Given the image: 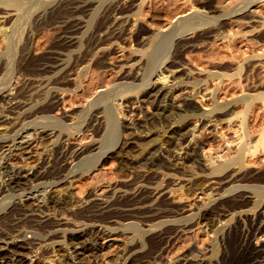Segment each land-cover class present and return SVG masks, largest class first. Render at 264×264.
I'll use <instances>...</instances> for the list:
<instances>
[{
  "label": "bare ground",
  "instance_id": "6f19581e",
  "mask_svg": "<svg viewBox=\"0 0 264 264\" xmlns=\"http://www.w3.org/2000/svg\"><path fill=\"white\" fill-rule=\"evenodd\" d=\"M27 1L0 0V45H3L0 47V128H5L0 131V212H3L0 227L13 240L23 238V229H30L50 242L64 238L72 225L97 223L112 228L129 221L126 228L132 236L130 249L96 264H153L164 259L163 254L173 238L191 233L195 226L193 216H183L184 206L179 207L172 198L180 185L175 182L181 173L187 172L184 180L196 179L195 189L208 197L203 205L211 204L208 209H196L195 213L203 222L207 221L208 228L202 229L206 230L209 241L205 247L200 244L204 249H199L200 245L191 246L180 255L177 253L178 256L172 251L176 257L162 263L264 264V243L259 242L260 238L264 239V216L255 213L264 210V186H261L264 173L253 175L246 171V162L255 156L261 138L255 140L248 129L249 110L255 100L264 99V93H248L253 85L245 91L247 94L222 102L220 90L208 87L209 80H216L222 86L235 78L238 81L245 63L262 64L264 55H252L234 69L222 59L203 62L205 65L200 68L193 65L194 61L185 60L188 53L211 48L217 42L226 47L221 51L225 55L237 50L235 42L240 37L249 35L254 40H263L264 17L251 11L258 0H245L246 3L231 8L223 0H190L189 12L176 14L166 22L159 20V12L154 14L155 20L151 17L145 22V0ZM234 25L243 31L234 33ZM49 28L57 34L45 45L37 34ZM129 35L134 38L135 47L129 52L128 60L116 67L121 71L115 77L118 79L113 78L100 87L97 96L71 113V123L66 122L65 116L54 115L59 92L70 91L69 85L74 88L72 92L83 90V81L90 73L89 63L105 70L113 66L112 50ZM121 49L125 51V47ZM198 99H205L208 107H197ZM237 105H241L242 111H236ZM192 120H196L193 127ZM220 125H225L234 138L227 140L225 136L227 141L223 143L235 150L230 155H224L221 149L206 154L202 133L211 129L213 135L217 134ZM28 131L33 132L31 139L23 136ZM82 132H93L97 138L84 148L68 147L67 141ZM42 137H48L50 142L41 145L34 154L32 140H42ZM18 156L25 164L11 162ZM105 158L118 163L121 181L109 191L96 196V193L90 194L82 201L59 197L65 183L69 185L77 177L97 171L95 168ZM71 159L78 161L75 167L68 168L67 161ZM46 185L64 187L54 189L47 202L43 200L44 206H36L35 193L27 202L16 201V197L23 198ZM249 213L253 216L249 217ZM178 217L176 227L171 225L161 233L148 236L142 231L143 223L155 229ZM229 221H235L236 225L251 223V231L248 229L238 239L240 243L232 239ZM254 239L258 243L253 244ZM68 240L72 244L69 254L82 262L77 249L83 245L80 235ZM7 244L11 257L21 263V254L17 252L30 243ZM89 246L80 249L95 252V247Z\"/></svg>",
  "mask_w": 264,
  "mask_h": 264
},
{
  "label": "rangeland",
  "instance_id": "374dc122",
  "mask_svg": "<svg viewBox=\"0 0 264 264\" xmlns=\"http://www.w3.org/2000/svg\"><path fill=\"white\" fill-rule=\"evenodd\" d=\"M223 1L230 8L234 7V6H237V5L239 6L243 2L246 3L245 0H223ZM19 2L20 3H26V2H29V1H27V0H19ZM145 6H146L145 7V11L143 13L144 14L143 15V19L145 20V22H147L151 17H152V20H155V15H157L158 12H159L158 16H160L159 20L162 21V22H166V21L172 20L174 18V16H176V14L181 15L183 13H187L192 8L190 0H145ZM251 11H254L257 15H261V16L264 17V15H263L264 14V0H258ZM233 20H236V18H233ZM233 30L235 31V32L234 31L233 32L236 33V34L243 31L242 28H239L238 26H235V25L233 26ZM52 34H54V35H52ZM56 34H57L56 30H54V32H53V30L49 28V29H47V31L46 30L45 31H43V30L39 31L37 36L38 37L40 36L39 38H41V39L43 38V40L40 39V42L45 43V45L46 44L48 45L50 39L53 40L54 39L53 36L55 37ZM48 36H52V37L50 38ZM35 40H37V39H35ZM35 40L33 41V44L35 43ZM45 40H47L48 43ZM254 42H257V43H254ZM217 43L214 44L211 47L212 49L210 47H208L207 49H204V50L203 49H200V50L197 49V50H195V51H193L191 53H188L187 54V59L185 58V60H187V62H191V63L194 61L195 63L193 62L194 63L193 65L195 67L197 66V68H200L203 65H205L207 63V61H211L214 58H216L214 60L218 59V61L220 59H222L225 62H229V64L233 67L232 69H234L235 67H237V65L242 63V60H244V59H246V58H248V57H250L252 55H255V54L264 55V39L263 40L262 39L254 40V38H252L249 35L243 36L242 38L240 37V39L239 38L236 39L235 43L237 44L238 48L232 54L229 52V54L222 55L223 53L221 51H223V48H226V47L224 46V44L222 42H217ZM134 45H135L134 38L131 35H129L128 37L125 38L124 42L121 45L115 46L116 49H113L114 51L112 50V53H111L112 56L110 55V58L113 57V58H111V61H113V66L112 65L108 66L106 68V70L105 69H101V68L99 69L97 67H92V65L93 66H95V65L92 64V63H89V66L91 68L89 67L88 72L90 71V73L87 74V77L83 81V83H84V84H82L83 85L82 86L83 90H79L77 92H72L71 90H74V88L69 85V87L71 88V89H69L70 91H65L66 93L62 92L63 94L61 92H59V96L60 97L58 99L57 106L53 110L54 112H52V113H54V115H56L58 118H62L63 116H65L66 122L67 123L68 122L71 123V121H70L71 113L81 109V107L84 105L85 101H87V100L90 101L95 96H97V94H99L98 93L99 90L101 89L100 87L107 85L111 80H114L115 77H119V75L121 74V71L118 68H116V67H118L120 65V63L122 64L123 62L128 60L129 52L132 49H134L133 48V47H135ZM1 46L3 47L2 44L0 45V47ZM122 47H125V51H122V49H121ZM226 57H228V58H226ZM203 62L204 63L206 62V63L204 64ZM247 63L248 62L245 63L246 66L244 65L245 68L242 71L243 73H241V77L237 78V79H239L238 81L235 78L236 81L235 80L229 81V83H227V84L222 86V85H219L218 81H216V80H209V82H208L209 89L218 88L220 90V94H222V96L220 98L221 99L220 101L225 102L228 99H230V97L232 99V98H235V97L238 98V95H239V97L243 96V94L244 95L247 94V92L253 87V85H254V87L257 86L256 87L257 89L253 87L254 89L252 88L253 90L251 89L252 91L250 90L251 92L249 91L248 93H251V94H259L260 92L264 93V80H263L264 79V75H263L264 74V63L262 62L263 65L261 63H259L257 65V63H256L255 66L253 64L255 62H253V63L250 62L249 64H247ZM114 66H115V68H114ZM249 66H250V68H249ZM116 79H118V78H116ZM236 82H237V84H236ZM252 82L253 83L255 82V83L253 84ZM248 84L249 85L252 84V86H249ZM256 84H259V85H256ZM255 89H256V91L258 90L257 93H255L256 92V91H254ZM246 90H247V92H245ZM227 92L231 96H228L229 94L227 95ZM95 93H96V95H95ZM92 96H93V98H91ZM195 104L197 105V107H199L201 109L203 107H205V108L208 107L207 106V101L205 99L204 100L198 99ZM252 104H253V105H251L252 108L250 107L251 109L249 110L247 126H248V129H249L250 133L252 135H254L255 140H258L261 137L260 141L258 140L259 143L257 142V145H256L257 146V148H256L257 150L255 149V151H254V154L256 152L255 156L253 155L252 157H249L248 161L249 160L250 161L246 162V165H247L246 166V168H247L246 171L248 173L252 172L251 174L254 175V173L255 174L264 173V132H263L264 131V99H263V97H262V99H259V100L257 99V101L255 100ZM240 106L241 105H239V106L237 105V107H236L237 110L235 109L237 112L238 111L240 112V110L243 109ZM146 110L147 109H145V111ZM67 117H68L69 120L67 119ZM194 124H196V120H192L191 121L192 127H193ZM236 124H237V122H236ZM222 126L223 125H220L218 127V129H217V131L220 130V131H218L219 133H217V134L214 133V135H213V132L211 131V129H209V130L206 129V130L203 131L202 137H201L202 138L201 142L204 141L203 148H204V152L206 154H213V152H217L219 149L225 151L224 155L225 154H229L230 155V154H232L234 152V150H235L234 147L232 149H229V148H227L225 146V143H223V142L229 140V137H230V139L232 138V140H234V138H233V136H231L232 134H229L230 132L227 129V127L224 128L225 125L223 127ZM4 129L5 128H3V129L0 128V131H4ZM220 132L224 136L222 134H220ZM32 133H33L32 131H28V132L24 133L23 136L24 137H28L26 139H31L32 138V136H31ZM80 134H78L77 136L71 137L69 139L70 141L69 140L67 141V146L72 148V149L74 148V150L75 149H79V148H84V147L90 145L91 143H93V141L97 138L95 136V134H93V132H85V133L82 132V134L81 135ZM221 135H222V139H221ZM225 136H226L227 140L225 139ZM47 138L48 137H42V140H41V138H40V140H37V141L32 140V142H34L33 143L34 145L32 144L31 147H32V151L35 152L34 154H36L37 151H39L41 149V145L44 146V145H46L48 143V141L50 142V139L49 138L47 139ZM70 143H71V146H70ZM37 144H38V146H37ZM82 145H84V146H82ZM223 146H225V147H223ZM213 148H215V151H211V150H214ZM225 148H227V149H225ZM221 150H220V152H222ZM226 150H228V151H226ZM229 150H231V152ZM208 152H211V153H208ZM20 158H21V156L15 157V158H13V160L11 162L13 164L15 163V165L16 164L17 165L18 164H21V165L25 164V161L21 160ZM18 159H20V160H18ZM77 161L74 160V159L68 160L67 161L68 168L73 167V166L75 167ZM102 161H103V163H99L100 165L95 168L97 171H93V172L89 173L90 175L89 174H85L82 177L80 176L82 179L80 177H77L76 179L73 180L75 183L73 181L71 183H69V185L67 184L68 182L65 183L64 185H65L66 189L63 188L64 187L63 185H62L63 187H61V186H57V187L56 186H47V185L43 186V187L41 186L40 188H36L35 190L33 189L34 191L28 192L27 194H25L23 198L19 196V197H16L17 200H16V198L14 200L18 201L20 199L22 202L23 201L27 202L26 200H28L29 198H31L33 196L31 194L35 193V197L36 196L37 197L34 199V202L36 201L37 205L34 202H33V204L36 205V206H44V204L47 202V197L49 196V194L53 193L54 189L56 190V189H60V188H63L64 190L62 192L58 193L59 197L64 198L65 196L66 197L68 196V197L74 198L76 201L85 200L90 194L94 195L96 193L95 194V196H96L98 194H101L103 191H104L103 193H105V192H107V191H109L111 189V186H113L115 183H118L119 181H121V178H120L121 171L119 169L118 163L115 160L105 158L104 160L102 159L101 162ZM248 166H249V168H248ZM249 170H251V171H249ZM186 173L187 172L181 173L182 176L179 179L180 181L178 180V182H175V183H179L180 182V185L176 187V191H175V193H173V195L175 197L172 196V198L175 200L176 204L177 203L179 204V205L177 204L179 207L180 206L181 207L184 206L183 208H185L186 212L184 213L185 215H183V216H188V217L193 216L194 220H196V222L194 221V225L195 226L192 228V232L189 233V234H184L183 235L184 237L181 236L182 235L181 234V235H178L176 238H173L174 241L173 242L171 241L169 247L166 248V250H165V252L163 254V258L164 259H162V261L161 260L155 261L156 262V263L154 262L155 264H157V263L158 264H160V263L164 264L166 262L168 263L170 261V259L172 260V258L176 257L177 253H179L178 255H180L181 253H183V250H187L191 246L192 247H195V246L199 247L200 244L203 247H205L207 245L208 241H209V238L207 236L206 230H203V229H207L208 228L207 221L205 220V222H203L204 219L198 218V216H196L195 213L200 208L201 209L204 208V210L208 209L209 206L211 207V204L206 206V207L203 205V203L207 202V200H206L208 198V197L206 198L207 195L206 194H202V192L200 190L195 189L196 186L194 185L193 182H195L196 179H192L191 178L192 181H190V182L184 180V179H187V176H188V174H186ZM77 174H78V172H77ZM84 176H86V177H84ZM185 176H186V178H185ZM200 178H203V176H201ZM182 181H183V184H182ZM261 186H264V185H261ZM41 191H43V192H41ZM38 196L42 200L40 198L38 199ZM177 196H179V197L176 198ZM44 199H46V202H44L45 201ZM39 200L40 201L44 200V201L40 202ZM177 200H178V202H177ZM7 202H9V200ZM262 208L264 209V206ZM258 211L255 212V213H258V215L260 214V215L264 216V210L259 209ZM187 212H189V213H187ZM1 214L3 215V212H0V216H1ZM37 214H39V213H37ZM249 215H250L249 217H252L253 213H249ZM43 216H45V215H43ZM183 216H181V217H183ZM262 216H260V217H262ZM262 218L264 220V217H262ZM172 220L173 221L167 223V225L165 224V225H163L162 227H159V228L149 229L148 227H146L147 224H145V223L142 224L143 226L141 225V228H142V231L146 235H148V236H151L153 234L155 235V233L156 234L161 233L162 230L165 229L166 227L170 228L171 225H172V227H176L175 225L180 220V217H178L175 220L174 219H172ZM126 222H124L123 226H121V227L114 225L113 227L116 228V230H113L112 229L113 227L112 228H108L106 226L105 227L104 226H100L97 223H95V224L92 223V224H88V225H84V226H78V227L72 225L73 227L72 226L70 227V229H72V230L68 229L66 231L67 233L65 232V234H64V235H66L64 238H62V239L58 238V240L56 238V239H54L56 241L51 240L50 242L46 241V238L38 237L35 234V232L30 230V229L29 230L23 229L22 230L23 238L13 240L12 235L10 233H8L7 231H4V229L2 227H0L1 228L0 229V235H1V237H0V264H7V262L10 261V260L11 261L8 262V264H22V263L23 264H32V262H31L32 260H33V263L35 261H37V263H40V264H49V263L50 264H57V262H58V264L59 263L60 264H65V263L68 264V262L70 264L71 263L72 264H79V263L80 264L105 263L106 261H109V260H112V259L116 258L118 255L123 253V251H125L127 249H130V247L132 245V241H131V237L132 236L128 232L127 228H126V225L129 223V221H126ZM245 223L244 224L241 223L239 225H236L235 221H229V232L232 233L231 234L232 235V239L234 238L238 242V239L239 240H240V238L242 239L243 238L242 235L244 233H247L248 229L250 230L252 228L251 227L252 226L251 223L247 222L248 225H247V223L246 224ZM249 227H251V228H249ZM91 228H92L93 232L95 231L94 233L91 232ZM193 230H194V232H193ZM80 232H81V234H80ZM109 233H111V234H109ZM77 234L80 235V237H81V241H82V244H83L81 247L87 246V245H88V247H90L89 245H91V246L95 247V249H96L95 252H91L90 253L89 251L87 252V250L80 249L81 248L80 246L79 247L77 246V249L79 250V254L81 255V259H83L82 262H80V259H74L70 255L71 252H72V250H71V245L72 244H71V241L68 240V239H70L72 236H75ZM102 234H103V236H101ZM234 234H235V236H234ZM239 234H241V235H239ZM89 235H93V236H91L92 238ZM186 235H187V238H186ZM188 235H190V236H188ZM193 236L196 237V238L194 239ZM5 237H7V238L5 239ZM189 238H190V240H189ZM63 240H64V242H63ZM89 240H90L91 243L89 242ZM235 240H234V242H235ZM37 241L38 242L40 241V242L38 243ZM255 241L257 242L258 239H254L253 244H256ZM261 241H262V243H264V239L263 238H262V240L260 238L259 242H261ZM6 242L7 243H9V242L12 243L13 242L15 245L16 244L20 245L21 242L22 243L23 242L30 243L27 247L25 246L23 251L21 250V252H17V254H21V257H22V260H23L21 263H16L17 261H15V259H14L15 257H13V256L11 257V254H9L10 253V249H9L10 246ZM47 243H49V245ZM238 243H240V242H238ZM188 244L190 246H188ZM31 245H33V246L35 245V246L31 247ZM95 245H97V246H95ZM201 245H200L199 249L201 248ZM47 246H50V247H47ZM45 247H46V249H45ZM203 247L201 249H204ZM3 249L5 250V252H4ZM44 249L46 251H44ZM51 249H53V250H51ZM166 251L168 253H166ZM172 251L173 252L176 251V255L174 253H172ZM179 251H182V252H179ZM44 252L46 254H44ZM69 252H70V254H69ZM4 253H6V254H4ZM38 254H40L42 256H39ZM94 254H95V256H94ZM5 256H6L7 259L5 258ZM36 256H38V257L36 258ZM170 256H173V257H170ZM2 257L5 258V259H3ZM49 259H53V262H50ZM5 260H7V261H5ZM165 260H167V261L165 262ZM163 261H164V263H162Z\"/></svg>",
  "mask_w": 264,
  "mask_h": 264
}]
</instances>
